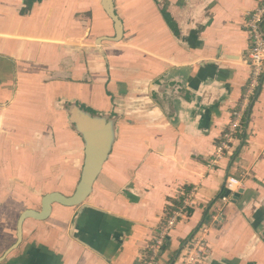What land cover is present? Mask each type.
<instances>
[{"label": "crops", "instance_id": "obj_1", "mask_svg": "<svg viewBox=\"0 0 264 264\" xmlns=\"http://www.w3.org/2000/svg\"><path fill=\"white\" fill-rule=\"evenodd\" d=\"M263 1L113 0L115 40L103 0H0V264H144L179 212L157 264L201 229L204 264H264V75L215 156L249 93L246 22ZM71 106L117 118L112 152L84 205L26 220L8 253L23 212L80 182Z\"/></svg>", "mask_w": 264, "mask_h": 264}, {"label": "water", "instance_id": "obj_2", "mask_svg": "<svg viewBox=\"0 0 264 264\" xmlns=\"http://www.w3.org/2000/svg\"><path fill=\"white\" fill-rule=\"evenodd\" d=\"M103 7L112 19L116 29V38L123 36L124 27L116 14L113 0H103ZM72 108V106H71ZM70 111V109H69ZM71 119L73 129L80 135L85 144V161L80 182L71 197L54 192L42 199L41 212L27 210L23 212L17 224V242L8 253L21 244L23 239L24 222L28 219L44 221L50 217L52 207L60 204L64 207H79L85 204L93 192L95 183L102 174L103 167L112 152L117 138V118L113 115H99L80 106L72 108ZM238 197V194H236ZM1 261V260H0Z\"/></svg>", "mask_w": 264, "mask_h": 264}, {"label": "built area", "instance_id": "obj_3", "mask_svg": "<svg viewBox=\"0 0 264 264\" xmlns=\"http://www.w3.org/2000/svg\"><path fill=\"white\" fill-rule=\"evenodd\" d=\"M246 30L250 40V52L246 59V64L251 69L249 79V93L243 101L242 109L234 113L233 121L230 124L228 132L221 139L216 149V158H221L225 154L232 152V144L237 133L242 128L245 112L250 106V95L256 92L260 87L262 77L264 75V1L252 12L248 14L246 22ZM242 188V180L237 178H229L226 183V192L236 195ZM229 197L223 196L222 201L228 202ZM183 217V213H175L169 221L168 227L159 233L155 244L151 247V256L144 264H157V257L166 244L168 232ZM201 234L197 235L186 246L179 257L178 264H204L207 257V230L201 229Z\"/></svg>", "mask_w": 264, "mask_h": 264}, {"label": "trees", "instance_id": "obj_4", "mask_svg": "<svg viewBox=\"0 0 264 264\" xmlns=\"http://www.w3.org/2000/svg\"><path fill=\"white\" fill-rule=\"evenodd\" d=\"M43 0H26V5L29 7H32V5L35 3V2H42Z\"/></svg>", "mask_w": 264, "mask_h": 264}, {"label": "rangeland", "instance_id": "obj_5", "mask_svg": "<svg viewBox=\"0 0 264 264\" xmlns=\"http://www.w3.org/2000/svg\"><path fill=\"white\" fill-rule=\"evenodd\" d=\"M48 132V131H47ZM49 133V132H48Z\"/></svg>", "mask_w": 264, "mask_h": 264}]
</instances>
